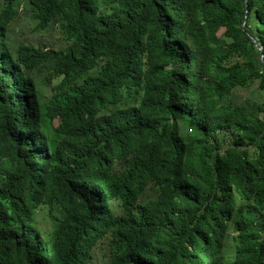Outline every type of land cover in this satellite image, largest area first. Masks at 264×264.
Instances as JSON below:
<instances>
[{
    "label": "trees",
    "instance_id": "trees-1",
    "mask_svg": "<svg viewBox=\"0 0 264 264\" xmlns=\"http://www.w3.org/2000/svg\"><path fill=\"white\" fill-rule=\"evenodd\" d=\"M263 94L264 0H0V264H264Z\"/></svg>",
    "mask_w": 264,
    "mask_h": 264
},
{
    "label": "rangeland",
    "instance_id": "rangeland-1",
    "mask_svg": "<svg viewBox=\"0 0 264 264\" xmlns=\"http://www.w3.org/2000/svg\"><path fill=\"white\" fill-rule=\"evenodd\" d=\"M19 16L16 20L13 21L11 28L14 33V37H18V40H22V42L25 43H33L37 44L39 37V32L35 34L32 30L35 27L34 21L25 14L26 12V5L24 4V1L20 3L18 6ZM22 31V32H21ZM264 99V94L261 96ZM253 101V99H252ZM230 251V249H229ZM232 253V252H229Z\"/></svg>",
    "mask_w": 264,
    "mask_h": 264
}]
</instances>
